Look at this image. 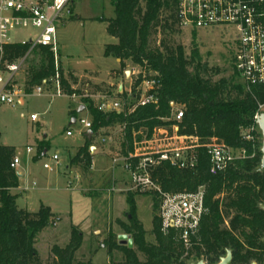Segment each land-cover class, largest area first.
Returning <instances> with one entry per match:
<instances>
[{
  "label": "trees",
  "instance_id": "trees-1",
  "mask_svg": "<svg viewBox=\"0 0 264 264\" xmlns=\"http://www.w3.org/2000/svg\"><path fill=\"white\" fill-rule=\"evenodd\" d=\"M142 2V3H141ZM114 16L100 19L106 22V32L116 43L105 44L104 55L117 58L120 69L125 61L156 74L157 103L136 107L132 112L111 111L103 113L92 99H84L90 118V140L85 138L70 162L89 168V147L100 129L113 124L123 125L121 151L132 150V131L145 128L147 136L156 126H169L171 105L184 107L178 122V133L195 136L199 143L212 137L221 138L233 148L245 150L246 158L237 159L224 172L210 175L204 148L197 149L196 171L181 170L168 162L151 168L152 179L163 191H194L204 186L206 213L201 217L196 237H191L186 248L173 230L163 233L160 219L152 215L151 233L154 242L145 240L146 231L135 218L136 194L150 195L152 211L157 212L159 200L153 193L131 192L127 196L129 223L118 222L126 235L121 241L108 231L102 247L110 256L113 250L122 253L121 264H217L229 251L231 264H264V171L259 169L261 153L252 149L251 143L243 140L241 129L249 127L258 104H264V85L246 91L242 84L220 77L217 68L195 62L193 56H185L179 44H168L165 38L157 44L150 41L154 33L165 35L177 32L179 26V0H111ZM28 44H8L5 57L16 61L28 52ZM37 62L28 67L24 91L30 93L34 86L55 73L52 52L48 47L33 48ZM61 73V67L58 66ZM62 89L71 93L60 75ZM141 76L135 82L136 86ZM97 87V85H94ZM74 118V117H73ZM14 148L0 144V264H42L35 248L36 234L59 218L46 205L28 211L16 205L15 194L10 187L17 184V176L10 168ZM82 243V232L70 226L69 240L63 247L52 246V264H91L75 260V252ZM143 257V260L140 259ZM113 264V263H110Z\"/></svg>",
  "mask_w": 264,
  "mask_h": 264
},
{
  "label": "rangeland",
  "instance_id": "rangeland-1",
  "mask_svg": "<svg viewBox=\"0 0 264 264\" xmlns=\"http://www.w3.org/2000/svg\"><path fill=\"white\" fill-rule=\"evenodd\" d=\"M70 8V17L58 25L57 50L52 55L62 70L59 77L62 75L71 93L66 94L63 88L61 96L49 97L46 94L36 95L32 90L30 93L24 91L27 69L38 60L34 49L29 50L12 79L13 86L22 92L19 94L20 103L12 105L0 102V144L13 147L14 154L19 157L16 170L22 173V179L18 185L26 192L16 198V205L35 211L43 202L59 218L54 225L36 234L34 246L42 264H52V246L63 247L67 244L71 225L77 226L83 233L75 260H91V264H121L124 261L121 252L113 250L109 256L102 247L108 231L115 235L117 241L120 235H126L118 222L128 225L129 204L126 199L129 193L134 192L129 189L124 192L115 189L108 191L114 183L117 189L130 187L129 175L120 165L113 164L111 159H103L102 163V147L113 150L105 154L109 158L122 153L121 128L115 125L109 130L100 129L99 134L94 136L90 146L98 150L89 148L90 154L94 153L91 154L89 168L71 163L70 159L85 140L79 119L91 120L87 109H84L86 103L83 100L92 99L97 104L105 93L110 99L117 98L118 85L122 89L132 87L136 75L131 74V70L140 67L126 60L124 68L120 69L115 58L104 55L105 44L115 42V38L106 32V22L100 20L114 16L111 0H72ZM33 32L18 29L9 35L12 40H21ZM162 38L168 44L181 45L188 59L193 56L195 62L217 68L219 73L213 79L225 77L234 84H242L232 64L235 45L233 27H184L170 35L154 33L150 42L157 44ZM106 78L107 81H102ZM81 106L83 110L78 112ZM32 114L37 115L36 120L30 119ZM73 117L76 122L69 125ZM171 117L170 113V120ZM67 130L71 135H66ZM145 132L140 129L137 139L142 140ZM108 136L110 139L106 138ZM102 137L106 140L102 141ZM27 146L32 148L31 154L25 152ZM54 153L58 155L60 165L50 172L43 169L42 164L51 163L50 156ZM114 171L119 173L116 178L126 182L114 180L113 183ZM68 181L72 184L71 188L66 187ZM133 199V212L146 231L145 240L154 242L151 219L157 212L152 211V198L150 195L136 194ZM140 259L143 260V257L140 256Z\"/></svg>",
  "mask_w": 264,
  "mask_h": 264
},
{
  "label": "built area",
  "instance_id": "built-area-1",
  "mask_svg": "<svg viewBox=\"0 0 264 264\" xmlns=\"http://www.w3.org/2000/svg\"><path fill=\"white\" fill-rule=\"evenodd\" d=\"M71 3L72 0H0V102L19 104L21 99L19 94L22 93L13 86L12 79L25 56L8 62L5 57V46L28 44V51L35 47H48L55 54L57 28L70 17ZM178 9L180 28L207 29L221 25L233 27L235 31L233 69L246 91L250 92L252 86L264 85V0H179ZM18 29L34 32L24 39L12 40L9 34ZM54 64V75L34 86L32 89L34 94L61 96L58 65L55 61ZM131 74L136 75V80L141 76L140 82L136 86L132 83V87L127 89H122L120 85L116 90L115 99H110L107 93L102 94L101 100L97 103L99 111L128 114L138 106L157 103L156 74L143 68L131 70ZM170 105L173 124L154 127L149 136L145 132L142 140H138L136 135L140 129H146L133 130L132 150L113 156L111 161L113 164L121 165L128 173L130 190L139 193L149 192L156 196L159 200L157 216L160 219V230L163 233L173 230L187 248L191 237H196L200 219L207 210L204 206V186L200 185L194 191H163L152 179L151 168L161 162H168L181 170L196 171L197 149L202 147L208 161V172L214 176L224 172L235 160L246 158L248 155L244 149L233 148L218 137H212L206 143H199L195 136L179 134L177 124L181 120L184 107L173 102ZM261 114H264V104L260 103L253 115L252 124L241 129L242 139L250 142L253 150L258 148L259 151L262 134L257 120ZM30 119L36 120L37 115L32 114ZM168 119L170 120V117L165 120ZM79 124L84 135L91 126V120L80 118ZM122 129L123 125L121 131ZM66 135H71V132L67 130ZM105 140L102 138V141ZM25 152L31 154L32 148L25 147ZM50 160L51 163L43 162L42 167L52 172L59 168L60 161L56 153L50 156ZM19 162V157L14 154L9 164L10 168L15 171ZM15 174L19 176L17 170ZM66 187H72L70 181L66 183Z\"/></svg>",
  "mask_w": 264,
  "mask_h": 264
},
{
  "label": "crops",
  "instance_id": "crops-1",
  "mask_svg": "<svg viewBox=\"0 0 264 264\" xmlns=\"http://www.w3.org/2000/svg\"><path fill=\"white\" fill-rule=\"evenodd\" d=\"M114 43H116V39H115V42ZM114 58V57H113ZM115 60L118 62V67H119V60L117 59V58H115ZM113 70H115V69H113ZM102 81H107V78L105 79V80H102ZM119 87H120V85H118V89H119ZM115 125H118L120 128H121V125H119V124H113V125H110V126H107V127H103L102 129H107V130H109L112 126H115ZM101 129V130H102ZM102 138H104V137H102ZM107 139L109 138L110 139V137L108 136V137H106ZM105 138V139H106ZM92 147V148H91ZM90 149H94V150H98V148H96V147H94V146H90L89 147ZM110 151H113L111 148H107V149H104L103 147H102V163H104L103 162V159H104V161L106 160H108V159H111L112 157L110 156V158L109 157H107V155L105 156V154L106 153H108V152ZM91 154H94V153H91ZM93 158V157H92ZM104 165V164H103ZM119 165V164H118ZM92 166H93V163H92ZM120 168H122L121 167V165H120ZM104 168L102 167V170H103ZM115 172V171H114ZM26 173V172H25ZM18 174H19V176H17L16 178H17V184H16V186L14 187V188H12V187H10V190L11 189H14V190H17V191H15V192H11L12 194H15L17 197L19 196H23V194L26 192V189H24V188H22L20 185H18L19 184V182H21V179H22V173L21 172H18ZM119 173L118 172H115V175H114V179H113V183H114V180H115V182L117 181L118 183H120V182H122L124 179H118V178H116V176L118 175ZM117 179V180H116ZM125 181V180H124ZM126 182V181H125ZM129 183V182H128ZM114 185H115V183H114ZM114 185H112L111 186V188L110 189H108V191L109 190H117L118 192H124V191H127L128 189L130 190V187L128 186V188L126 187V189L125 188H119V189H117ZM129 185H130V183H129ZM19 190V191H18ZM128 190V191H129ZM27 196H25V198H26ZM40 204H43V205H46V206H48L49 208H50V210L54 213V211L51 209V207L49 206V205H47V204H44L43 202H40ZM39 204V205H40ZM82 232V231H81ZM83 234V233H82Z\"/></svg>",
  "mask_w": 264,
  "mask_h": 264
},
{
  "label": "water",
  "instance_id": "water-1",
  "mask_svg": "<svg viewBox=\"0 0 264 264\" xmlns=\"http://www.w3.org/2000/svg\"><path fill=\"white\" fill-rule=\"evenodd\" d=\"M82 110H83V106L79 107L77 111L81 112ZM75 120H76L75 118H71L68 124L71 125V124L75 123ZM257 124H258V127L261 131V134H262V144H261V148H260L261 158H260L259 169L261 171H264V114H261L259 116V119L257 120ZM91 135H92V131L90 129H88L84 133V137L87 140H90ZM261 208L264 210V205H262ZM124 237H125L124 235L119 236V238H124ZM263 239H264V237H263ZM196 264H205V263L202 260H200ZM217 264H231V253L228 251L225 256L220 258V260ZM250 264H256V263L252 262Z\"/></svg>",
  "mask_w": 264,
  "mask_h": 264
}]
</instances>
